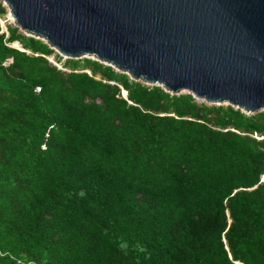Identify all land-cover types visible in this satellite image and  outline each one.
<instances>
[{"label":"trees","instance_id":"16d2710c","mask_svg":"<svg viewBox=\"0 0 264 264\" xmlns=\"http://www.w3.org/2000/svg\"><path fill=\"white\" fill-rule=\"evenodd\" d=\"M263 173L264 110L0 26V264H264Z\"/></svg>","mask_w":264,"mask_h":264},{"label":"water","instance_id":"95a60500","mask_svg":"<svg viewBox=\"0 0 264 264\" xmlns=\"http://www.w3.org/2000/svg\"><path fill=\"white\" fill-rule=\"evenodd\" d=\"M3 2L25 35L61 56L210 105L264 110V0Z\"/></svg>","mask_w":264,"mask_h":264},{"label":"rangeland","instance_id":"374dc122","mask_svg":"<svg viewBox=\"0 0 264 264\" xmlns=\"http://www.w3.org/2000/svg\"><path fill=\"white\" fill-rule=\"evenodd\" d=\"M1 1V4L3 5V7L5 8V10H6V12H5V14L3 15V16H1L0 17V20H1V22H0V26H1V28H2V30L3 31H5L6 30V25H8V24H10V25H12V26H16L15 25V23L14 22H12V20L10 19V16H9V11H8V8L6 7V6H4V2H3V0H0ZM23 32V31H22ZM24 33V32H23ZM12 45L14 46V47H19V45L17 44V43H12ZM53 49V48H52ZM54 50V49H53ZM55 51V50H54ZM55 52H57V51H55ZM58 53V52H57ZM50 58V57H49ZM66 57H63V59H65ZM91 59H92V57H90ZM56 64H57V67L58 68H61V66H60V64L58 63V62H55ZM181 93H184V92H181ZM198 102H202V103H206L204 100H197ZM206 104H209V103H206ZM210 105V104H209Z\"/></svg>","mask_w":264,"mask_h":264},{"label":"built area","instance_id":"2783aa9c","mask_svg":"<svg viewBox=\"0 0 264 264\" xmlns=\"http://www.w3.org/2000/svg\"><path fill=\"white\" fill-rule=\"evenodd\" d=\"M0 22H1V20H0ZM2 23V22H1ZM6 31V30H5ZM59 54V53H58ZM62 57H64V56H62ZM47 59L52 63V64H54V65H56L57 66V64L55 63V61L53 60V58L50 56V58L49 57H47ZM10 61V60H9ZM145 84V83H144ZM145 85H147V86H152L151 84H145Z\"/></svg>","mask_w":264,"mask_h":264},{"label":"bare ground","instance_id":"6f19581e","mask_svg":"<svg viewBox=\"0 0 264 264\" xmlns=\"http://www.w3.org/2000/svg\"><path fill=\"white\" fill-rule=\"evenodd\" d=\"M9 16H10V19L13 20V19H12V16H11L10 14H9ZM19 46H20V45H19ZM16 47H17V46H16ZM17 48H20V47H17ZM262 181H264V175L262 176Z\"/></svg>","mask_w":264,"mask_h":264}]
</instances>
